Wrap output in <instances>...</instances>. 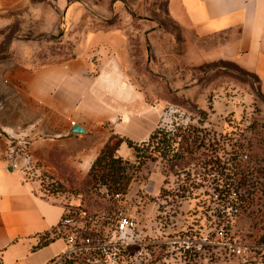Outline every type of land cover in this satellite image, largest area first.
Listing matches in <instances>:
<instances>
[{"label": "rangeland", "instance_id": "374dc122", "mask_svg": "<svg viewBox=\"0 0 264 264\" xmlns=\"http://www.w3.org/2000/svg\"><path fill=\"white\" fill-rule=\"evenodd\" d=\"M195 47L167 0H67L64 6L28 0L0 11V66H44L83 55L96 69L100 59H123L130 83L159 115L158 128L179 136L172 149L182 157L170 161L155 140L117 195L67 164L72 156L63 152H52L42 165L21 151L26 142L5 150L0 140V161L30 168L42 197L59 201L66 213H85L76 227L109 235L120 216L136 218L154 241L153 264H234L233 244L250 246L252 259L262 260L264 97L254 76L226 61H205ZM109 140L115 145L120 138ZM90 145L89 139L75 142L67 151ZM123 159L138 166L134 151ZM217 190L229 194L224 211ZM182 240L200 249L181 256L169 243Z\"/></svg>", "mask_w": 264, "mask_h": 264}, {"label": "crops", "instance_id": "0c3cea01", "mask_svg": "<svg viewBox=\"0 0 264 264\" xmlns=\"http://www.w3.org/2000/svg\"><path fill=\"white\" fill-rule=\"evenodd\" d=\"M27 1L0 0V11L10 12ZM167 7L192 33L203 60L226 61L254 76L264 97V0H167ZM126 67L115 58L100 59L94 69L83 55L44 66H0V140L5 150L24 141L33 161L42 165L52 152H63L72 156L67 164L88 175L112 136L146 142L160 117L130 83ZM75 127L85 133L74 134ZM88 139L90 146L67 151ZM117 154L131 158L133 150L123 142ZM31 171L0 161V264H51L66 248L58 238L42 246L46 235H55L66 211L59 201L42 197Z\"/></svg>", "mask_w": 264, "mask_h": 264}, {"label": "built area", "instance_id": "2783aa9c", "mask_svg": "<svg viewBox=\"0 0 264 264\" xmlns=\"http://www.w3.org/2000/svg\"><path fill=\"white\" fill-rule=\"evenodd\" d=\"M71 126H75V123H71ZM25 149L26 145L21 151L25 153ZM25 155L27 156V152ZM11 162L14 169L31 170L27 166L20 167L14 160ZM228 195L224 196L223 192L218 190L214 195L222 204L223 211L231 206V203L225 205L228 204ZM82 215L86 214L67 211L55 233L58 238L63 239L66 248L51 264H153L154 241L147 235L148 228L141 226L136 218L127 214L120 216L113 223L111 234L103 235L85 227H76L77 217L83 218ZM73 216L75 221H65ZM190 243L182 240L170 241L169 244L174 248V252L184 256L190 251L195 253L200 249L198 244ZM228 250L238 259L234 264H254L253 249L250 246L233 244L228 246Z\"/></svg>", "mask_w": 264, "mask_h": 264}, {"label": "trees", "instance_id": "16d2710c", "mask_svg": "<svg viewBox=\"0 0 264 264\" xmlns=\"http://www.w3.org/2000/svg\"><path fill=\"white\" fill-rule=\"evenodd\" d=\"M177 137L179 136L175 135L174 133L158 128L151 135L149 141L145 143L137 144L130 140L123 139H120L115 145L109 143L104 147L93 163L88 173V179L89 181L104 187L109 193L117 195L120 193V191H125L126 187L128 186L129 177H131L132 171L141 167L144 161L148 158L147 156L150 153L152 143L155 140L160 138L159 146L156 148V151L162 150V148H160V145H162L165 147V150L167 149L169 154L171 153V155H169L170 161L181 159L182 157H180L178 153H174V149H172V142L174 139H177ZM183 141H186L185 138H183ZM123 142L127 144L129 149L135 152L138 166L131 165L117 154V151ZM163 156L167 157L165 153H163ZM125 180H127V182H125ZM46 238L47 240L42 244V246L47 245L49 242L55 239L54 237L50 239L48 235H46ZM263 263L264 258L262 260L260 259L254 261V264Z\"/></svg>", "mask_w": 264, "mask_h": 264}, {"label": "water", "instance_id": "95a60500", "mask_svg": "<svg viewBox=\"0 0 264 264\" xmlns=\"http://www.w3.org/2000/svg\"><path fill=\"white\" fill-rule=\"evenodd\" d=\"M72 132L76 135H83L85 133V130L81 127H75L73 128Z\"/></svg>", "mask_w": 264, "mask_h": 264}]
</instances>
